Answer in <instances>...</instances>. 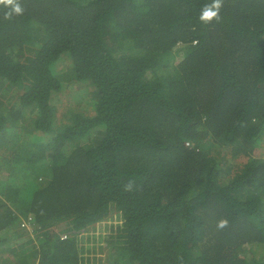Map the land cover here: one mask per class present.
Here are the masks:
<instances>
[{
  "label": "trees",
  "instance_id": "1",
  "mask_svg": "<svg viewBox=\"0 0 264 264\" xmlns=\"http://www.w3.org/2000/svg\"><path fill=\"white\" fill-rule=\"evenodd\" d=\"M103 262L264 264V0L0 3V264Z\"/></svg>",
  "mask_w": 264,
  "mask_h": 264
},
{
  "label": "rangeland",
  "instance_id": "2",
  "mask_svg": "<svg viewBox=\"0 0 264 264\" xmlns=\"http://www.w3.org/2000/svg\"><path fill=\"white\" fill-rule=\"evenodd\" d=\"M65 54H69V53H65ZM67 60H64L61 64L60 67L66 66L69 64V57L68 55H66ZM72 88L69 87L68 84H66V86H64V90H63V102L60 101L59 103V107H60V111H59V115H63V111H71L72 108L74 107V105H72L71 103H69L68 101H72L74 103H80L81 99L83 97V94H85V89L83 87H81L79 84H75V85H71ZM87 101H83V105L86 104ZM121 221V219H110L101 223H97V226L95 229H92V231L86 235L85 240L88 239L86 241V243L90 246L91 251L90 253H87L86 255L89 256V258H91L92 260L94 258L97 259H105L106 256L104 255L105 253H102L100 250L101 246L105 245V241H100V238L102 236L100 235H108L111 231V227L112 225H117L119 222ZM27 226V225H26ZM29 231L32 232L31 226L28 227ZM17 229L13 230L16 231ZM12 231V232H13ZM28 236H23V237H19L17 239V241H13V245L15 246H19L21 244H23L24 242H26L28 240ZM249 248V246H247ZM262 250V247H261ZM262 255V254H261ZM260 257V256H259ZM102 263V262H101ZM100 264V263H97ZM104 264V262H103Z\"/></svg>",
  "mask_w": 264,
  "mask_h": 264
},
{
  "label": "clouds",
  "instance_id": "3",
  "mask_svg": "<svg viewBox=\"0 0 264 264\" xmlns=\"http://www.w3.org/2000/svg\"><path fill=\"white\" fill-rule=\"evenodd\" d=\"M3 2H7V3H11L12 0H0V3H3ZM217 3H218V0H217ZM15 11L17 13L21 12V9L19 6H16L15 7ZM216 11H218V7L217 9H211V8H207L205 9L203 12H202V19L203 18H210L212 15H214L216 13Z\"/></svg>",
  "mask_w": 264,
  "mask_h": 264
},
{
  "label": "built area",
  "instance_id": "4",
  "mask_svg": "<svg viewBox=\"0 0 264 264\" xmlns=\"http://www.w3.org/2000/svg\"><path fill=\"white\" fill-rule=\"evenodd\" d=\"M22 225H23V226H26V225H27L28 227L30 226V224L28 225L27 223H23ZM27 226H26V227H27ZM63 238H66V235H64Z\"/></svg>",
  "mask_w": 264,
  "mask_h": 264
}]
</instances>
